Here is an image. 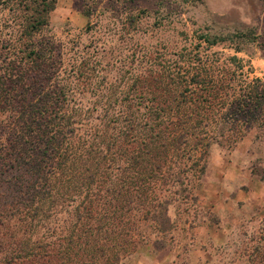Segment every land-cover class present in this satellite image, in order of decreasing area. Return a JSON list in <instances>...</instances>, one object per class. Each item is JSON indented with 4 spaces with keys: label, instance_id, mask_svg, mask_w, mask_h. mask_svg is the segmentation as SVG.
<instances>
[{
    "label": "rangeland",
    "instance_id": "374dc122",
    "mask_svg": "<svg viewBox=\"0 0 264 264\" xmlns=\"http://www.w3.org/2000/svg\"><path fill=\"white\" fill-rule=\"evenodd\" d=\"M46 2L0 0V251L264 264V223L212 203L264 179V0Z\"/></svg>",
    "mask_w": 264,
    "mask_h": 264
},
{
    "label": "crops",
    "instance_id": "0c3cea01",
    "mask_svg": "<svg viewBox=\"0 0 264 264\" xmlns=\"http://www.w3.org/2000/svg\"><path fill=\"white\" fill-rule=\"evenodd\" d=\"M247 177H248L247 179L249 180H247L246 185H242V186L239 185L236 186L235 188L233 187V189L229 191L228 188H230V186L228 187L223 186L225 189L221 191V193L223 192L222 196H219L218 192L217 194L215 193V195L217 196L213 198L214 199V202H212L213 209L217 210L218 212H222L223 214H225V217H227V219L234 220L235 222L236 219H239L238 221L242 222V220H244L242 216L247 217L248 218L247 226H251L254 224L256 225V229H258V231H262L259 229L263 226L264 223V179L256 180L252 175ZM224 191H226V193ZM256 206H259L261 210L257 212L253 217L252 214H248V213L254 212V208ZM251 229L254 230L253 227H251ZM197 231H198L197 235L201 236L203 242L209 240L210 237H214V236L216 237L223 234L225 235L227 233L229 234L227 230H226L227 233L225 232L223 233L217 230H213L208 226H204V225L197 227ZM262 239L261 241L264 243V240ZM225 242L227 243V241ZM226 243L221 244V242L212 239L209 248L205 250V252L209 255V258L207 260L205 259L195 260L194 262L196 263L194 264H239L240 261L246 262L247 260L246 257L245 258L243 257L242 259L241 258L232 259V261H228V260L226 261V259L221 260V258L219 257L223 255L222 247H224L226 250L227 247V245L225 246ZM219 249H221V255L220 253L217 255ZM195 250L194 251L198 253L202 251V247L196 245ZM203 260L205 261V263H203Z\"/></svg>",
    "mask_w": 264,
    "mask_h": 264
},
{
    "label": "trees",
    "instance_id": "16d2710c",
    "mask_svg": "<svg viewBox=\"0 0 264 264\" xmlns=\"http://www.w3.org/2000/svg\"><path fill=\"white\" fill-rule=\"evenodd\" d=\"M46 7L47 8L44 10L46 13H48L49 11H51L54 8L52 0L51 1L47 0ZM40 21H41L40 26L45 24L44 20L41 19ZM37 29H39V27L35 28V30H37ZM204 38H205V40L209 39L208 37H204ZM215 40L216 39H214V41H212L210 43V45H214ZM208 42H210V40H208ZM217 42L218 41L216 40V43ZM236 143H237V141H236ZM5 217L6 216H1V220H0L1 230H3V228L8 230V226H7V224H5V222H6V220H9V219H6ZM1 230H0V250H4L5 249L4 243L6 240V235L3 234ZM79 238H82V237L79 235ZM71 242H72V240H71ZM80 245H83V244H80ZM42 248H44V249L40 250L39 247H31L30 249H28V251H25L23 254L20 250L18 255H16V256H15L14 252L11 253V255H9V256H5L4 253H2V251H0V264H18V262H17L18 258L19 259L20 258L26 259L24 264H66L69 261V256L68 255L65 256L66 253L59 254L56 251L53 243L46 244V246L42 247ZM79 248L85 250L83 246H79L78 250H77L78 253H76L75 256L81 255L82 252L79 251ZM12 251H15V250H12ZM99 251H100V253H103V252L105 253V251H103V250H99ZM92 252L96 253L97 250L94 249V250H92ZM258 254H260V253L257 251V255ZM102 256H104V255H102ZM260 256L262 257L261 259H263L264 254L261 253ZM92 257H94V255H92ZM260 264H262V262Z\"/></svg>",
    "mask_w": 264,
    "mask_h": 264
}]
</instances>
